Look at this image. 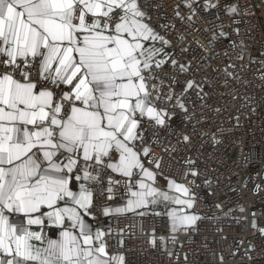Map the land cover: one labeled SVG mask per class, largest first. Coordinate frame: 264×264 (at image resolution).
<instances>
[{
    "label": "snow or ice",
    "instance_id": "snow-or-ice-1",
    "mask_svg": "<svg viewBox=\"0 0 264 264\" xmlns=\"http://www.w3.org/2000/svg\"><path fill=\"white\" fill-rule=\"evenodd\" d=\"M198 5L177 0L173 13L184 20L187 8L191 20ZM202 7L237 13L228 0ZM151 8L150 0H0V264H125L109 251L111 229L97 226V213L145 215L163 205L155 215L173 232L199 218L186 211L197 202L195 161H185L189 186L165 171L164 155L191 146L173 125L179 112L194 119L188 93L199 89L200 98L203 88L187 79L164 92L169 63L172 84L196 70L168 51L172 26L154 25ZM166 136L179 139L157 157L153 146ZM97 190L123 203L98 205Z\"/></svg>",
    "mask_w": 264,
    "mask_h": 264
},
{
    "label": "built area",
    "instance_id": "built-area-1",
    "mask_svg": "<svg viewBox=\"0 0 264 264\" xmlns=\"http://www.w3.org/2000/svg\"><path fill=\"white\" fill-rule=\"evenodd\" d=\"M150 2L153 24L172 26L168 38L173 47L168 51L176 53L174 58L183 56L180 62L196 70L194 77L185 75L172 84L169 63L160 77L164 92L169 87L179 92L187 79L203 88L200 98L199 89L188 93V112L194 119L179 112L173 125L181 136L191 135V146L182 143L164 155L163 147L179 139L167 136L163 145L153 146L157 157L164 155L165 171L180 183L194 179L182 177L188 170L185 161H195L200 176L195 179L194 210L199 218L193 227L175 232L166 215H155L164 209L145 215L97 213L96 224L105 232L111 229L109 251L123 254L125 264H264V235L258 230L264 227V0H228L237 6L231 17L223 15V9L205 11L204 0H199L191 20L187 8L184 20L174 15L177 0ZM214 34L218 38L209 44ZM97 198L98 205L112 202L99 190Z\"/></svg>",
    "mask_w": 264,
    "mask_h": 264
},
{
    "label": "crops",
    "instance_id": "crops-1",
    "mask_svg": "<svg viewBox=\"0 0 264 264\" xmlns=\"http://www.w3.org/2000/svg\"><path fill=\"white\" fill-rule=\"evenodd\" d=\"M123 203V201L122 200H120L119 198H117L115 201H112V202H110L109 204L110 205H112V206H119L120 204H122ZM161 209V208H160ZM163 209V208H162ZM159 210V209H158ZM193 214H195V215H197L196 214V211L194 210V208H193ZM194 226V224L191 226V227H193Z\"/></svg>",
    "mask_w": 264,
    "mask_h": 264
},
{
    "label": "rangeland",
    "instance_id": "rangeland-1",
    "mask_svg": "<svg viewBox=\"0 0 264 264\" xmlns=\"http://www.w3.org/2000/svg\"><path fill=\"white\" fill-rule=\"evenodd\" d=\"M172 207H175L174 205ZM162 209L163 208V205H161L160 207H157V208H154V209H151V210H148L146 211V213H150V212H155L157 211L158 209ZM164 209V208H163ZM186 211H188L189 213H192L193 214V208L192 209H187Z\"/></svg>",
    "mask_w": 264,
    "mask_h": 264
}]
</instances>
